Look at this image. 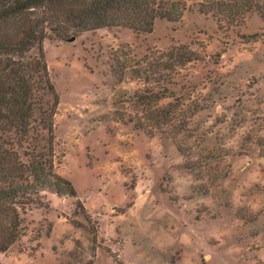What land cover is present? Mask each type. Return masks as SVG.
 <instances>
[{"label": "rangeland", "instance_id": "rangeland-1", "mask_svg": "<svg viewBox=\"0 0 264 264\" xmlns=\"http://www.w3.org/2000/svg\"><path fill=\"white\" fill-rule=\"evenodd\" d=\"M149 8L151 32L49 21L22 55L44 58L52 146L37 134L75 194L24 191L0 264H263L264 0Z\"/></svg>", "mask_w": 264, "mask_h": 264}, {"label": "trees", "instance_id": "trees-1", "mask_svg": "<svg viewBox=\"0 0 264 264\" xmlns=\"http://www.w3.org/2000/svg\"><path fill=\"white\" fill-rule=\"evenodd\" d=\"M150 4H155V0H0L1 215L15 212L14 204L25 197L24 191L34 188L53 187L58 194H75L71 184L53 172L52 148L45 153L46 147L40 145L45 139L37 134L38 129L46 130L52 146V117L57 96L44 58L40 55L30 61L22 59L35 45L41 46L45 37L40 27L45 22L62 19L63 27L56 29L58 36L67 34L68 28L89 31L121 25L151 32L155 18L151 13L155 11L149 8ZM138 11L145 17L135 24L130 15ZM40 13L43 14L41 21ZM161 17L173 20L167 14ZM39 52L41 54V48ZM39 92L53 96L49 111L44 109L41 98L44 94L38 95ZM23 143L28 147L22 154L30 159L26 165L19 163V154L14 149L15 146L22 148ZM5 145L12 146V150Z\"/></svg>", "mask_w": 264, "mask_h": 264}, {"label": "crops", "instance_id": "crops-1", "mask_svg": "<svg viewBox=\"0 0 264 264\" xmlns=\"http://www.w3.org/2000/svg\"><path fill=\"white\" fill-rule=\"evenodd\" d=\"M261 260V262L264 264V259H260Z\"/></svg>", "mask_w": 264, "mask_h": 264}, {"label": "water", "instance_id": "water-1", "mask_svg": "<svg viewBox=\"0 0 264 264\" xmlns=\"http://www.w3.org/2000/svg\"><path fill=\"white\" fill-rule=\"evenodd\" d=\"M74 39L72 38V39H70V41H73Z\"/></svg>", "mask_w": 264, "mask_h": 264}]
</instances>
